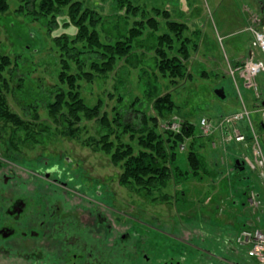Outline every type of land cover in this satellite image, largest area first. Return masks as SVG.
<instances>
[{"label": "rangeland", "instance_id": "374dc122", "mask_svg": "<svg viewBox=\"0 0 264 264\" xmlns=\"http://www.w3.org/2000/svg\"><path fill=\"white\" fill-rule=\"evenodd\" d=\"M81 1L84 9L89 7L100 14L96 29L105 43L116 42L137 20L146 22L155 17L159 26L146 24L130 51L117 58L112 70L97 72L92 69L95 57L87 41L76 40L80 28L72 19L70 6L36 20L28 13L18 12L19 0H9V10L0 12V61L5 55L11 59L3 74L10 87L8 105L17 118L0 120V173L13 168L25 176L58 163L66 168L64 173L103 182L109 198L114 197L115 208L126 214H139L172 228L186 227L185 234L204 237L203 245L216 248L217 255L253 264L247 263L246 258L255 259L247 247L237 244L236 235L247 224L248 217L256 215L257 207L250 205L251 192L264 190V184L248 167L235 171V160L250 150L228 139L222 128L215 127L204 136L201 118L206 116L216 125L222 116L241 110L243 100L264 145V125L260 127L264 122V72L258 76L261 97L257 98L254 90L245 86L238 74L234 78L230 70V66L247 59L251 51L260 56L250 29L252 24L260 23L248 19L243 0H128L136 7L132 11L121 8L118 0ZM169 20L186 23L188 28L178 35L167 27ZM87 24L90 25L89 20ZM166 32L174 39L173 48L167 45V52L179 56L185 77L174 80L170 71L158 67V37ZM184 43L188 57L178 51ZM91 71L93 78L80 77L74 91H80L86 106L100 104V117L85 111L73 115L67 106L52 114L50 105L56 102L58 94L65 92L70 100L69 92L73 89L68 81H63L62 74ZM220 88H224L225 98L216 94ZM167 93L173 95L177 112L192 121L197 135L202 134V140L194 146L201 148L210 174L204 179L190 177L182 185L170 180L167 187L148 191L134 181L122 182L126 160H115L114 156L121 143L123 149L132 146L134 154L143 149L141 130L154 127L150 118L158 115L155 100ZM117 111L125 113L133 130L125 132L116 123ZM105 114L111 121L110 129L101 121ZM179 117L173 114L159 118L157 131L173 128L172 123L179 122ZM239 125L244 133H251L246 119ZM111 130L114 145L109 152L102 139ZM194 138L187 137L178 146L177 164L181 168H189L187 155ZM175 190L186 192L188 201L174 200Z\"/></svg>", "mask_w": 264, "mask_h": 264}, {"label": "flooded vegetation", "instance_id": "af4514ba", "mask_svg": "<svg viewBox=\"0 0 264 264\" xmlns=\"http://www.w3.org/2000/svg\"><path fill=\"white\" fill-rule=\"evenodd\" d=\"M243 2L248 19L264 24V0ZM65 170L56 163L25 176L0 173V264H244L186 227L126 214L103 182Z\"/></svg>", "mask_w": 264, "mask_h": 264}, {"label": "trees", "instance_id": "16d2710c", "mask_svg": "<svg viewBox=\"0 0 264 264\" xmlns=\"http://www.w3.org/2000/svg\"><path fill=\"white\" fill-rule=\"evenodd\" d=\"M128 0H118V5L121 8H126L129 11L135 10L132 4L127 3ZM20 6L18 12L21 14L28 13L33 19L39 20L43 17L49 15L57 14L63 7L70 6V14L73 21L79 26L80 31L78 33V38L76 40H86L87 46L91 54L93 53L95 57L92 62V69L97 72H107L112 70L116 63L118 57L127 55L133 46V40L143 33V29L146 24L153 28H158L159 24L155 17H149L146 22L145 19L137 20L134 23V27L128 31L127 34L119 36V39L114 43H105L101 40L99 31L96 29L97 25L101 21L100 14L87 7L84 9L83 1L81 0H19ZM10 2L9 0H0V12H6L9 10ZM138 9V7H137ZM159 13V11H158ZM168 15V13H166ZM90 21V25L87 21ZM167 27L180 35L184 30L188 28L186 23L178 21H168ZM76 38V37H75ZM159 43L156 47L157 53L159 54L158 67L161 71H170L173 79L176 77H185L186 70L184 64L178 55H171L168 48H173L174 39L173 36L166 32L159 37ZM167 43V44H166ZM168 45V48H167ZM179 52H183L185 57H188V48L184 43L183 47L178 49ZM181 57V56H180ZM11 63V59L8 55L2 56L0 61V120L3 119H16L17 116L9 108L7 100V91L9 90V83L6 79L3 71L6 66ZM66 69H69V64L65 65ZM80 77L91 80L93 78V72H83V74H70L67 75L66 72L62 74L63 81H68L73 88L69 92V99L65 92L58 94L56 102L50 105L52 114H57L61 112L65 106L69 107L70 112L73 115L85 111L91 116L101 115V110L99 105L96 107H88L81 99L80 91H74L75 81ZM155 109L157 110V116L151 117L150 119L155 122L154 127L147 126L141 130L140 139L144 146L143 149L138 153L134 154L132 146H127L123 149L124 144L117 147L115 151V160L125 159V169L122 173L123 181H134L148 191L155 190L156 188L167 187L170 180L175 184L185 183L190 181L189 178L196 176L199 179H204L205 176L210 174L209 164L206 160L204 154L201 152V148H197L194 144L202 137L197 135L195 132V125L188 117H183L177 112L178 105L176 104L173 95L167 93L162 96H158L154 103ZM115 115L116 123L122 126L125 132L128 130H133L131 128L132 124L126 122L125 113L117 111ZM140 112L144 111L140 110ZM173 114H178L181 118L178 129L167 128V131L159 132L156 127L158 125L159 118H167V116H172ZM103 124L111 126V121L107 114L101 117ZM147 122L148 118H144ZM264 122L260 124L263 127ZM110 129V128H109ZM112 130L103 136L102 141L106 145V149L110 152L114 142L111 141ZM195 138L191 142V147L189 154L187 155L189 161V168H181L177 164L179 158L178 146L185 142L187 137ZM200 137V138H198ZM203 138V137H202ZM199 144H201L199 142ZM235 165V163H234ZM236 166V165H235ZM235 171L242 172L236 166ZM184 192V191H183ZM182 190L177 191L178 196H180ZM186 194V192H185ZM168 194L165 195L167 197ZM183 197H186L185 195Z\"/></svg>", "mask_w": 264, "mask_h": 264}, {"label": "built area", "instance_id": "2783aa9c", "mask_svg": "<svg viewBox=\"0 0 264 264\" xmlns=\"http://www.w3.org/2000/svg\"><path fill=\"white\" fill-rule=\"evenodd\" d=\"M254 34V45L257 47L260 56L255 52L252 55L231 68V74L234 78L239 75L245 86L252 88L256 97H261L258 76L264 72V27H250ZM246 119L248 121L250 132L244 133L239 123ZM172 129H178L180 123L174 121ZM203 125V133L211 134L213 129L222 128L226 130L228 139L242 143L244 148L249 149L250 153L242 154L241 158L244 164L251 170L255 171L262 183L264 184V145L261 136L257 133L253 126L252 114L247 106L243 103L241 110L225 115L216 125L209 118L201 119ZM184 148V147H183ZM250 205L260 207L262 200L258 198V194L251 192ZM257 194V195H256ZM236 242L241 246H245L249 250V255L255 259L256 264H264V230L253 225H247L241 228L236 235Z\"/></svg>", "mask_w": 264, "mask_h": 264}, {"label": "crops", "instance_id": "0c3cea01", "mask_svg": "<svg viewBox=\"0 0 264 264\" xmlns=\"http://www.w3.org/2000/svg\"><path fill=\"white\" fill-rule=\"evenodd\" d=\"M257 194H258L259 198L262 200V205L257 208L256 215L253 216L252 218H251V216H249L247 224L242 225L239 229H241L247 225H253V226H257V227L264 230V190L261 191L259 189L257 191Z\"/></svg>", "mask_w": 264, "mask_h": 264}, {"label": "water", "instance_id": "95a60500", "mask_svg": "<svg viewBox=\"0 0 264 264\" xmlns=\"http://www.w3.org/2000/svg\"><path fill=\"white\" fill-rule=\"evenodd\" d=\"M216 94L220 98H225L226 97L224 88L217 89L216 90ZM263 105H264V101H263ZM236 165L239 167L240 170H244L245 169V166L243 165V162L240 159L236 160Z\"/></svg>", "mask_w": 264, "mask_h": 264}]
</instances>
